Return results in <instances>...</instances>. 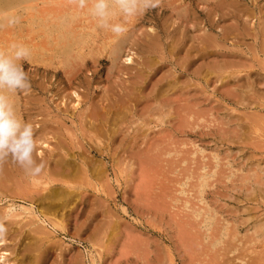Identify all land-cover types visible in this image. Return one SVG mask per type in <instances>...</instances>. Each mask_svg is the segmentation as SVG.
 I'll list each match as a JSON object with an SVG mask.
<instances>
[{
  "label": "rangeland",
  "instance_id": "374dc122",
  "mask_svg": "<svg viewBox=\"0 0 264 264\" xmlns=\"http://www.w3.org/2000/svg\"><path fill=\"white\" fill-rule=\"evenodd\" d=\"M25 2L26 5L24 4ZM56 2H59L61 6H58ZM64 2L66 3L65 6H63ZM73 4L75 5L73 0H0V12L10 11L19 18L18 22L12 26H8L6 20L0 19V50H6L10 43L15 42L24 44L32 52L27 61H21L23 70L28 75L30 88L27 91H16L8 95L9 97L14 96L16 106L20 109V113H23V121L32 124L33 135L38 140L35 155L42 151V157H47L50 153V147L46 148L42 142L53 146L56 141H60L62 144L64 143V146L74 148L75 152L81 150L80 146L83 143L85 148H88L91 143L88 141V136L90 135L87 128L84 127V116L81 114L83 112L87 114L89 111L86 110L87 107L94 105L100 108L109 105L117 107L119 104L117 106L114 104L120 103L121 98H124L126 95L125 91L133 84L131 76L135 75L137 69L140 68L138 63L141 59L139 58L138 60V57L141 54L137 52L133 56L127 51L128 46L115 67L111 65L107 57H104L105 55H97L96 50L101 46L100 40L104 33L98 31L99 28H96L95 20L88 14L86 9H78L76 5L73 7ZM182 6L186 7V10H183ZM177 7L178 9L180 8L179 11ZM64 15H68L69 20L71 19V27L74 26L76 32L80 30V26L95 25V27L92 26L94 32L92 31L91 39L88 40L83 50L84 53H88L89 50L94 49L92 56L84 55L80 58L74 54V51L77 50L75 49L71 51L73 53H71L70 59H66L64 47L60 46L57 40V30L50 24L54 22L55 16L60 18L63 16L62 18H65ZM182 15L183 17H181ZM137 19H139V22L134 25L137 30L149 32L151 27L154 30L153 33L156 31L161 36V43L158 46L159 50L155 48V53L150 56L153 64H156L152 67L156 68L152 72V74H155V78L166 76L170 80V76L173 73L171 61L173 62L174 58L169 61V49L170 43L175 37L182 38L187 48L194 46L192 52L197 49L199 43L205 39V36L210 39L212 37V40L217 38L218 47L214 52H216L217 63L220 66L219 70L228 71V73H220V71L219 73L223 76H226V74L231 76L236 70L240 75L237 74L239 76L235 78L236 81L232 80L231 76L228 79L229 82L223 81L221 83V81H217V84L212 83L214 79H210L206 83L204 81L199 82L194 78H192L194 79L192 83H189L187 80L191 76L177 72L178 75H181L180 82L183 80L180 83L182 86L183 84L187 86V83L191 85L187 89L191 90L190 95L194 96L195 99L192 100L197 101L201 108L199 109L198 107V110L200 111L199 115L203 117V123L200 122L199 127L182 129L177 125L176 121L167 116H163L164 123L150 118L151 124L147 125L150 129H143L136 135L134 131L137 129V124L133 123V126L128 123L124 124L125 126L122 125V129L125 132L123 144L117 141L111 146L109 156L104 159L107 174L111 178V181H109L111 187L109 186L108 188L112 194L109 195L106 203L102 202V199L97 200L94 198L96 205L92 210H90L88 203L78 206L67 227V232H59L55 238L60 241L61 250H57L50 257L49 264H67L71 256H76L75 258L79 262L81 261L82 264H90L92 262L90 256H93L95 264H264V64L262 62L264 61V0H159L156 7L138 16ZM76 26L79 27L77 28ZM234 26L236 27L233 28ZM62 29L63 26L60 28V33L65 31ZM90 30L87 29V31ZM96 32L98 33L97 36L95 35ZM136 33L141 34L139 31H136ZM65 35L69 36L68 33ZM255 35L258 36L256 37ZM140 37L143 38V36ZM253 37L255 38L253 39ZM70 44L68 43V47L65 48L68 49ZM88 46L91 47L88 48ZM131 50L135 51V47ZM130 54L133 59L131 63L125 60L127 55ZM77 63L80 65L76 66ZM247 72L250 75V79L246 76ZM151 78L154 79V76L152 75ZM235 82L237 85H235ZM193 85H196L195 89ZM250 86L252 87L250 88ZM149 89L150 85L147 84V91ZM238 90H243V93ZM74 91L84 99L79 106L74 103L76 100V96L73 94ZM124 99L126 100V97ZM132 102L135 103V101ZM127 105L130 104L126 103ZM75 107L77 108L75 109ZM165 109L167 108L163 110ZM164 114H167V110ZM246 118L249 120H246ZM127 126L130 129H126ZM255 129L257 130L255 131ZM228 130L229 132L227 133ZM77 138H79L80 142ZM149 144L155 148L154 151L156 153L161 154L159 160L157 159L159 169H156V176L153 175L156 179L154 178V181L150 179L152 183L148 181L150 175L147 176L145 172H140V168L134 158L137 157V153L143 152L150 147ZM92 155L99 159L94 152ZM42 157L38 158L42 159ZM113 158L115 159L113 160ZM9 164L10 168L14 169L15 166L18 169L20 168L12 162ZM201 164L206 166L204 170L216 172L214 177L212 176L208 179V186L205 187V193H203L207 210L210 212L211 209V214H214L213 217L218 220L217 222L213 220L214 223L212 222V224L214 225L211 224L212 226L197 224L196 220L191 218L189 210L184 207V195L175 192L180 188L178 185L179 179L182 180L183 177L188 176L191 172L195 174L199 172L198 169L202 166ZM133 167L134 169H132ZM123 168L125 170H122ZM189 170L192 171L189 172ZM153 177L151 175L150 178ZM117 179L119 180V185L115 181ZM253 188L255 189L252 190ZM92 192L90 190V193ZM93 194L95 192L90 194L91 200L93 199ZM162 194H165V196H162ZM166 194L169 195L166 196ZM112 197L115 199H111ZM184 198L187 199L185 196ZM164 199H167L168 204ZM192 199L189 204L196 203L195 206L199 207L197 205L198 201ZM10 200L9 197L3 200L2 203L0 202V207L11 204L12 200ZM14 204L17 205L16 211H19L18 205H25L26 203L17 199L14 200ZM243 209L245 210L243 211ZM89 213L97 215V218L94 220L89 219ZM102 215L104 217H101ZM114 222L118 223L120 230L113 225ZM219 229H221V233L217 234ZM76 230L81 231L82 235L80 237L75 236ZM91 232L94 233V236L91 235ZM209 234L213 235L210 237ZM98 235H102V238L100 237L99 239ZM209 241L210 243H208ZM60 254L61 257L59 256ZM232 259L234 260L232 261Z\"/></svg>",
  "mask_w": 264,
  "mask_h": 264
},
{
  "label": "bare ground",
  "instance_id": "6f19581e",
  "mask_svg": "<svg viewBox=\"0 0 264 264\" xmlns=\"http://www.w3.org/2000/svg\"><path fill=\"white\" fill-rule=\"evenodd\" d=\"M200 1V0H199ZM54 2V1H53ZM62 2V1H61ZM207 3V2H206ZM238 3V2H237ZM26 5V2L24 3ZM58 6H61L59 2H56ZM62 4V3H61ZM70 4V3H69ZM173 4V3H171ZM209 4V2H208ZM66 3L64 2L65 6ZM178 6V5H177ZM184 6V5H183ZM183 10H186V7ZM188 6V5H187ZM72 7V5H70ZM73 7L75 5L73 4ZM214 7V6H213ZM176 8V7H175ZM181 8V10H182ZM48 9V8H47ZM65 9H67L65 7ZM178 9V7H177ZM180 9V8H179ZM178 9V11H179ZM213 9V8H212ZM217 9V8H216ZM239 9V8H238ZM57 10V8H56ZM74 10V8H73ZM246 10V9H245ZM14 12V10H12ZM51 11V10H50ZM58 11V10H57ZM228 11V10H227ZM238 11V10H236ZM240 11V10H239ZM48 12V11H47ZM181 12V11H180ZM209 12V11H208ZM231 12V11H230ZM51 13V12H50ZM185 13V11H184ZM241 13V12H240ZM14 14V13H13ZM48 14V13H47ZM55 14V13H54ZM59 14V11H58ZM86 14V13H85ZM234 14V13H233ZM52 15V14H51ZM179 15V13H178ZM185 15V14H184ZM244 15V14H243ZM29 16V15H28ZM32 16V15H31ZM44 16V15H43ZM60 16V15H59ZM65 18H60L55 16L54 22L50 23L58 33L57 40L60 46L64 47V55L66 59H70L71 51H74L78 57H83L84 55L92 56L93 51L89 50L88 53H84V49L88 40L91 39V34L93 27L95 25H85V26H76L79 27L80 30L76 32L74 26L71 27V19L69 20L68 15H64ZM85 16V15H84ZM233 16V15H230ZM37 17V16H36ZM47 17V16H46ZM138 17V16H137ZM137 17L131 18L128 21L127 31L120 36H115L109 31L99 29L102 34L100 40V48L96 50L97 55H105L107 57L111 65L113 67L116 66L118 60L121 58L124 53L126 47L128 46V52H130L133 56L137 52L141 54V61L138 63L140 68L137 69L135 75L131 76L132 86L127 88L126 100L122 97L120 103L117 102L114 105H118L117 107L109 106H91L87 107L86 110H89L87 114H85L82 110V114L84 116V127L87 128L89 132L88 141L91 142L88 148H85L84 143L81 145L79 143L80 149H84L83 151L78 150L79 152H75L74 148H69L64 146L60 141H56L53 146L42 142L45 144L46 148L50 147V153L47 157H42V151H39L38 154L35 155V159L37 161L43 160L45 162V169L41 174L35 177L28 176L21 168L18 167L10 168L9 163L5 162L0 164V202L6 200L10 197L12 200L11 204L1 206L0 207V219H3V222L6 225L7 232L5 237L0 240V263L1 264H49V259L57 250H61V246L59 245L60 241H57L55 238L58 233L67 232V227L73 218V214L77 211L78 206L84 203H88L90 210L95 208L96 202L95 199L100 200L102 202H107V198H109L110 193L109 190V181L111 178L109 174H107V167L104 163V159L109 156L111 151V146L114 145L117 141L120 144H123V140L125 138V132L122 129V125L130 124L133 126V123L137 124V129L134 131L135 135L139 131L146 129L149 130V126L151 124L150 118H154L157 122L164 123V117L172 118L173 121L177 122L182 129L183 128H195L199 127L200 122H202L203 117L199 115L200 106L197 101H194V96L190 95L191 90L188 89L191 85L184 86L186 84H180L181 75H178L179 71L181 74H186V76H191L187 81L192 83V80L204 81L208 82L214 79V82L223 81L229 82V78L232 76V80L236 81V77L240 74L239 72L233 73L231 76L226 74V76L221 75L223 72L219 70V64L216 59L217 49V38L212 40L208 37L203 39L199 43L194 52H192V48L194 46L186 47V43L182 38L175 37L173 41L170 43V59L174 58L173 62L171 61V66L173 73L170 76V80L166 76H159L155 78V74H152L153 70L156 68H152L156 64L152 62L150 59L151 54L155 53V48H158L161 43V36L153 33V28L150 27V31L147 32L145 30H137L134 25L139 22ZM180 17V15H179ZM183 17V15L181 16ZM242 17V16H241ZM254 17V16H253ZM42 18V17H41ZM40 18V20H41ZM44 18V17H43ZM50 18V17H49ZM84 18V17H83ZM82 18V19H83ZM228 18V17H226ZM235 18V17H234ZM243 18V17H242ZM19 19V18H18ZM87 19H89L87 17ZM255 19V18H254ZM91 20V19H90ZM187 20V19H186ZM262 21V20H261ZM2 22V20H1ZM5 22V21H4ZM75 22V21H74ZM87 22V21H86ZM211 22V21H210ZM253 22V21H251ZM263 22V21H262ZM261 22V23H262ZM49 23V22H47ZM264 23V22H263ZM46 24V22H45ZM141 24V23H140ZM197 24V23H196ZM238 24V23H236ZM247 24V23H246ZM253 24V23H252ZM259 24V23H258ZM77 25V24H76ZM171 25V24H170ZM169 25V26H170ZM239 25V24H238ZM263 25V24H262ZM1 26V25H0ZM40 26V25H39ZM42 26V25H41ZM48 26V25H47ZM63 26L62 30L64 32L60 33V28ZM205 26V25H204ZM237 26V25H236ZM234 26L233 28H235ZM254 26V25H252ZM46 27V26H44ZM51 27V26H50ZM92 28V29H91ZM97 28V27H96ZM179 28V27H178ZM260 28V27H259ZM86 29V30H85ZM90 30V31H87ZM166 29V28H165ZM182 29V28H181ZM199 29V27H198ZM197 29V30H198ZM241 29V28H240ZM180 30V29H179ZM239 30V28H238ZM245 30V29H244ZM262 30V29H261ZM45 31V30H44ZM43 31V32H44ZM97 31V29H96ZM136 31L141 32V34H137ZM181 31V30H180ZM12 32V31H11ZM19 32V31H18ZM238 32V31H237ZM252 32V31H251ZM254 32V31H253ZM41 33V32H40ZM66 33L69 34V38ZM208 33V32H207ZM246 33V32H245ZM96 32V36H97ZM100 34V33H99ZM186 34V33H185ZM247 34V33H246ZM255 34V32H254ZM259 34V33H258ZM20 35V34H19ZM57 35V34H56ZM139 35V36H138ZM187 35V34H186ZM241 35V34H240ZM239 35V36H240ZM32 36V35H31ZM140 36H143L140 37ZM189 36V35H188ZM256 36V35H255ZM258 36V35H257ZM256 36V37H257ZM44 37V36H43ZM157 39H156V38ZM201 37V36H200ZM242 37V36H241ZM45 38V37H44ZM255 37H253L254 39ZM197 39V38H196ZM233 40V39H232ZM264 40V39H263ZM31 41V40H30ZM56 41V40H55ZM194 41H196L194 39ZM258 41V40H257ZM57 43V44H58ZM68 43L70 47H68ZM255 44V43H254ZM58 45V46H59ZM235 45V44H234ZM36 46V45H35ZM45 46V45H44ZM94 46V45H93ZM98 46V45H97ZM42 47V46H41ZM46 47V46H45ZM91 46H88L90 48ZM96 47V46H95ZM135 47V51L131 50ZM225 47V46H224ZM43 48V47H42ZM163 48V47H162ZM165 48V47H164ZM226 48V47H225ZM47 49V48H46ZM224 49V48H223ZM228 49V48H227ZM2 50V49H1ZM159 50V48H158ZM70 51V53H69ZM233 51V50H232ZM240 51V50H239ZM249 51V50H248ZM35 52V50H34ZM32 53V52H30ZM240 53V52H239ZM247 53V52H246ZM127 55L125 59L127 62H133L132 56ZM261 54V53H260ZM167 55V54H166ZM262 55V54H261ZM139 56V55H138ZM232 56V55H231ZM48 57V56H47ZM63 57V58H65ZM44 58V57H43ZM75 58V57H74ZM93 58H95L93 56ZM233 58V57H232ZM246 58V57H245ZM257 58V57H255ZM261 58V57H260ZM51 59V58H49ZM259 59V58H258ZM67 60V61H68ZM75 60V59H74ZM98 60V59H97ZM164 60V59H163ZM231 60V59H230ZM30 61V60H29ZM38 61V60H37ZM56 61V60H55ZM96 61V60H94ZM234 61V58H233ZM247 62V60H245ZM98 62V61H97ZM96 62V63H97ZM161 62V61H160ZM219 62V61H218ZM221 62V61H220ZM264 64V61H262ZM73 63V62H72ZM76 63V62H75ZM86 63V62H85ZM239 63V62H238ZM249 63V62H247ZM79 63L76 64V66ZM98 64V63H97ZM96 64V65H97ZM234 64V63H233ZM246 64V63H245ZM66 65V64H65ZM75 66V64H73ZM80 65V64H79ZM84 65V64H83ZM252 66V65H251ZM251 66H249L251 68ZM194 67V69H192ZM232 67V66H231ZM248 67V68H249ZM79 68V67H78ZM235 68V67H234ZM247 68V69H248ZM221 69V68H220ZM232 69V68H231ZM66 70V69H64ZM240 70V69H238ZM237 70V71H238ZM72 71V70H71ZM114 71V70H113ZM220 71V73H219ZM225 71V68H224ZM231 71V70H230ZM233 71V69H232ZM241 71V70H240ZM122 72V71H121ZM252 72V71H251ZM69 73V72H67ZM163 73V72H162ZM223 73H228L223 72ZM241 73V72H240ZM74 74V73H73ZM239 74V75H237ZM252 74V73H251ZM154 76V79L151 76ZM166 75V74H165ZM246 75V74H245ZM256 75V74H255ZM253 75V76H255ZM258 75V74H257ZM125 76V75H124ZM247 77L250 79V75L247 72ZM74 77V75H73ZM246 77V78H247ZM258 77V76H257ZM194 78V79H192ZM245 78V77H244ZM253 79V77H251ZM168 79V80H167ZM243 79V78H240ZM125 80V79H124ZM254 80V79H253ZM239 81V80H238ZM237 81V82H238ZM127 82V80H126ZM148 82V83H147ZM198 82V83H199ZM232 82V81H231ZM242 82V81H241ZM240 82V83H241ZM194 83V82H193ZM211 83V84H212ZM239 83V84H240ZM147 84L150 85V89L147 91ZM195 84V83H194ZM200 84V83H199ZM217 84V83H216ZM249 84V83H247ZM256 84V83H255ZM223 85V84H222ZM226 85V84H224ZM228 85V83H227ZM234 85V84H233ZM235 85L237 83L235 82ZM234 85V86H235ZM127 86V85H126ZM194 86V85H193ZM192 86V87H193ZM199 86V85H198ZM231 86V85H230ZM246 86V85H245ZM244 86V88H245ZM77 87V86H76ZM229 87V86H228ZM252 86H250L251 88ZM188 88V89H187ZM196 85L194 86V89ZM202 88V86H201ZM248 88V87H247ZM192 89V88H191ZM193 89V90H194ZM238 89V88H237ZM240 89V87H239ZM243 89V87H242ZM205 90V88H204ZM226 90V89H225ZM236 90V89H235ZM108 91V90H107ZM239 92H242L238 90ZM246 91V90H245ZM252 91V90H251ZM124 92V93H125ZM257 92V91H256ZM243 93V92H242ZM247 93V92H246ZM76 96L77 106L84 101L80 94L73 92ZM239 94V93H238ZM252 94V93H251ZM258 94V93H257ZM260 94V93H259ZM112 95V94H111ZM122 95V94H121ZM195 95V94H194ZM74 96V97H75ZM197 96V95H196ZM253 96V95H252ZM235 97V96H234ZM238 97V96H236ZM20 98V97H19ZM25 98V97H24ZM32 98V97H31ZM30 98V99H31ZM36 98V96H35ZM33 98V99H35ZM251 98V97H250ZM12 103L15 106L16 113L18 117L22 119V115L20 113V109L16 106V102L14 96H10ZM23 99V98H22ZM29 99V98H28ZM27 99V101H28ZM29 99V100H30ZM37 99V98H36ZM40 99V98H38ZM194 99V100H192ZM247 99V98H246ZM245 99V100H246ZM32 100V99H31ZM125 100V101H123ZM262 100V99H261ZM26 101V102H27ZM38 101V100H37ZM132 101H135L132 102ZM237 101V100H236ZM252 101V100H251ZM30 102V101H28ZM132 102V104H131ZM201 102V101H200ZM126 103L130 105L126 106ZM134 103V104H133ZM182 103V104H180ZM21 104V103H20ZM37 104V103H36ZM96 104V103H95ZM220 104V103H219ZM23 105V104H22ZM21 105V106H22ZM87 105V104H86ZM243 105V104H242ZM25 106V105H24ZM88 106V105H87ZM202 107V106H201ZM23 108V107H22ZM27 108V107H26ZM25 108V109H26ZM30 108V107H29ZM32 108V107H31ZM77 107H75L76 109ZM164 108H167L163 110ZM167 110V114L166 113ZM67 111V110H66ZM229 111V110H228ZM23 112V111H22ZM26 112V110H25ZM41 112V111H40ZM68 112V111H67ZM235 112V111H234ZM30 113V112H29ZM46 113V111H45ZM44 113V114H45ZM61 113V112H60ZM203 113V112H202ZM28 114V113H27ZM206 114V113H205ZM32 115V114H31ZM38 115V114H37ZM41 115V114H40ZM47 115V114H46ZM45 115V117H46ZM73 115V114H72ZM250 115V114H249ZM29 116V115H28ZM27 116V117H28ZM257 116V115H256ZM35 117V116H34ZM132 121H130L131 119ZM36 119V118H35ZM248 118H246L247 120ZM51 120V119H50ZM53 120V119H52ZM249 120V119H248ZM42 121V120H41ZM169 121V120H168ZM214 121V120H213ZM251 121V120H250ZM40 122V121H39ZM153 122V121H152ZM170 122V121H169ZM49 123V122H48ZM72 123V122H71ZM206 123V122H205ZM238 123V122H237ZM47 124V123H46ZM53 124V123H51ZM63 124V123H62ZM45 125V124H44ZM206 125V124H205ZM221 125V124H220ZM65 126V125H64ZM125 126V125H124ZM134 126V127H135ZM204 126V125H203ZM210 126V125H208ZM46 127V126H45ZM147 127V128H145ZM221 127V126H220ZM239 127V126H238ZM61 128V127H60ZM155 128V127H154ZM160 128V127H159ZM41 129V128H40ZM47 129V128H46ZM67 129V128H66ZM126 129H130L129 126ZM261 129V128H260ZM259 129V130H260ZM55 130V129H54ZM84 130V129H83ZM145 130V131H146ZM186 130V129H185ZM257 129H255L256 131ZM41 131V130H40ZM183 131V130H181ZM203 131V130H202ZM58 132V131H57ZM74 132V131H73ZM162 132V131H161ZM191 132V131H190ZM189 132V133H190ZM229 130L227 131V133ZM253 132V131H252ZM261 132V131H259ZM258 132V133H259ZM264 132V131H263ZM50 133V132H49ZM53 133V132H52ZM82 133V132H80ZM143 133V132H142ZM167 133V132H166ZM51 134V133H50ZM56 134V133H55ZM61 134V133H60ZM76 134V133H74ZM129 134V133H128ZM197 134V133H196ZM256 134V133H255ZM254 134V135H255ZM54 135V134H53ZM134 135V134H133ZM206 135V134H205ZM257 135V134H256ZM255 135V136H256ZM59 136V135H58ZM61 136V135H60ZM72 136V135H71ZM122 136V137H121ZM129 136V135H128ZM156 136V135H155ZM163 136V135H162ZM167 136V135H165ZM164 136V137H165ZM193 136V135H192ZM262 136V135H261ZM75 137V136H74ZM259 137V136H258ZM37 138V137H36ZM147 138V136H146ZM186 138V137H185ZM240 138V137H239ZM45 139V138H44ZM57 139V138H56ZM75 139V138H73ZM79 141V138H77ZM118 139V140H117ZM142 139V138H141ZM150 139V138H149ZM153 139V138H152ZM203 139V138H202ZM257 139V138H256ZM134 140V139H133ZM154 140V139H153ZM169 140V139H167ZM166 140V141H167ZM196 140V139H195ZM201 140V139H200ZM85 141V140H84ZM232 141V140H231ZM80 142V141H79ZM188 142V141H187ZM217 142V141H216ZM260 142V141H259ZM40 143V142H39ZM66 143V141H65ZM78 143V142H77ZM155 143V142H154ZM159 143V142H158ZM136 144V143H135ZM142 144V143H141ZM146 144V143H145ZM73 145V144H72ZM150 147L143 148L145 151L140 152L138 150L136 163L140 168V172H145V174L155 175L156 169L158 168L157 162L159 160V156L161 154L156 153L154 151L155 148L151 144ZM88 146V145H87ZM144 146V145H143ZM152 146V147H151ZM155 146V145H154ZM203 146V145H202ZM83 147V148H82ZM131 147V146H130ZM137 147V146H136ZM139 147V146H138ZM156 147V146H155ZM191 147V146H190ZM66 148V150H65ZM77 149H79L76 146ZM135 148V147H134ZM179 148V147H178ZM41 149V147H40ZM43 149V148H42ZM177 149V148H176ZM187 149V148H186ZM132 150V148H131ZM183 150V149H182ZM198 150V149H197ZM36 151V150H35ZM44 151V149H43ZM61 151V152H58ZM63 151V152H62ZM135 151V149H134ZM160 151V150H159ZM164 151V150H163ZM162 151V152H163ZM172 151V150H171ZM177 151V150H176ZM45 152V151H44ZM93 152L98 155L99 159L95 158ZM133 152V151H132ZM131 152V153H132ZM184 152V151H183ZM46 153V152H45ZM47 154V153H46ZM122 154V152H121ZM91 155V156H90ZM164 155V153H163ZM115 156V155H114ZM130 156V155H129ZM180 156V155H179ZM178 156V157H179ZM42 157V159L39 158ZM223 157V156H222ZM133 158V157H132ZM221 158V157H220ZM240 158V157H239ZM249 158V157H248ZM115 158H113L114 160ZM120 159V158H119ZM158 159V160H157ZM164 159V158H163ZM172 159V158H171ZM177 159V158H176ZM175 159V161H176ZM188 159V158H187ZM231 159V158H230ZM112 160V158H111ZM189 160V159H188ZM194 160V159H193ZM208 160V159H207ZM121 161V160H120ZM162 161V160H161ZM169 161V160H168ZM174 161V163H175ZM117 162V161H115ZM124 162V161H123ZM122 162V163H123ZM133 162V160H132ZM187 162V161H186ZM189 162V161H188ZM121 163V164H122ZM171 163V162H170ZM173 163V162H172ZM178 163V162H177ZM118 164V162H117ZM236 164V163H235ZM123 165V164H122ZM121 165V166H122ZM175 165V164H174ZM202 165V164H201ZM13 166V165H12ZM183 166V165H182ZM213 166V165H212ZM174 167V166H173ZM172 167V168H173ZM176 167V166H175ZM187 167V166H186ZM193 167V166H192ZM252 167V166H251ZM182 168V167H181ZM185 168V167H184ZM188 168V167H187ZM221 168V167H220ZM226 168V167H225ZM134 169V167L132 168ZM136 169V168H135ZM159 169V168H158ZM198 169V167H197ZM206 166L203 164L199 167L196 174L189 170V175L183 177L182 180L179 179L178 185L180 186L175 192H178L183 196L184 207L189 210L191 218L195 219L197 224L203 226H209L212 224L213 220H216L210 212L207 210V204L204 201L203 193H205V187L208 186V179L212 176L214 177L216 172H210L204 170ZM227 169V168H226ZM238 169V168H237ZM113 170V169H112ZM122 170H125L124 168ZM130 170V169H128ZM196 170V169H195ZM216 170V169H215ZM263 171V170H262ZM125 172V171H124ZM140 172H138L140 174ZM167 172V171H166ZM171 172V171H170ZM181 172V171H180ZM195 172V171H194ZM219 172V171H217ZM127 173V172H126ZM169 173V172H168ZM226 173V172H225ZM114 174V173H113ZM121 174V170H120ZM123 174V173H122ZM129 174V173H128ZM138 174V175H139ZM143 174V173H142ZM162 174V173H161ZM166 174V173H165ZM164 174V175H165ZM185 174V173H184ZM195 174V175H194ZM223 174V173H222ZM169 175V174H168ZM221 175V174H220ZM244 175V174H243ZM143 176V175H142ZM166 176V175H165ZM222 176V175H221ZM238 176V175H237ZM245 176V175H244ZM243 176V177H244ZM149 177V182L152 183L154 178ZM158 177V176H157ZM217 177V176H216ZM239 177V176H238ZM121 178V177H120ZM224 178V177H223ZM116 179V178H115ZM148 179V178H146ZM152 179V180H150ZM172 179V178H171ZM194 181H192V180ZM236 179V178H235ZM246 179V178H245ZM139 180V179H138ZM166 180V179H164ZM191 180V181H190ZM233 180V179H232ZM119 185V180H115ZM146 181V180H145ZM161 181V180H160ZM190 181V182H189ZM212 181V180H211ZM214 181V179H213ZM243 181V180H242ZM259 181V180H258ZM174 182V181H173ZM218 182V180H217ZM220 182V180H219ZM231 182V181H230ZM260 182V181H259ZM112 183V182H111ZM149 183V185H150ZM171 183V182H170ZM223 183V182H222ZM239 183V182H238ZM211 184V183H210ZM232 184V183H231ZM262 184V182H261ZM147 185V184H146ZM175 185V184H174ZM219 185V184H218ZM236 185V184H235ZM137 186V185H136ZM152 186V185H151ZM262 186V185H261ZM111 187V186H110ZM171 187V186H170ZM173 187V186H172ZM219 187V186H218ZM232 188V187H231ZM263 188V187H262ZM114 189V188H113ZM172 189V188H171ZM253 188L252 190H254ZM90 190L95 192L92 195L93 199L91 200ZM134 190V189H133ZM169 190V189H168ZM148 191V190H147ZM165 191V189H164ZM135 192V191H134ZM149 192V191H148ZM147 192V193H148ZM115 193V191H114ZM146 193V194H147ZM150 193V192H149ZM160 193V192H159ZM158 193V194H159ZM170 193V192H169ZM210 193V192H209ZM261 193V192H260ZM135 194V193H134ZM152 194V193H150ZM169 194H166L168 196ZM148 196V195H147ZM151 196V195H150ZM155 196V195H154ZM165 196V194H162ZM173 196V195H172ZM140 197V196H139ZM170 197V196H169ZM181 197V196H180ZM218 197V196H217ZM245 197V196H243ZM95 198V199H94ZM152 198V197H151ZM193 198V199H192ZM255 198V197H254ZM259 198V197H258ZM21 200L28 205H18L19 211H16L17 205L14 204V200ZM111 199H115L112 197ZM137 199V198H136ZM140 199V198H138ZM155 199V198H154ZM160 199V198H159ZM185 199V200H184ZM196 199L198 201L199 207L195 206L196 203L189 204L190 200ZM10 200V201H11ZM259 200V199H258ZM8 201V200H7ZM142 201V200H141ZM159 201V200H158ZM163 201V200H162ZM167 203V199H164ZM146 202V201H143ZM156 202V200H155ZM170 202V201H169ZM6 203V202H5ZM147 203V202H146ZM161 203V202H160ZM163 203V202H162ZM258 203V202H257ZM148 204V203H147ZM153 204V203H152ZM159 205V203L157 202ZM156 206L158 207V205ZM168 204V203H167ZM166 204V205H167ZM216 204V203H213ZM1 205V204H0ZM15 205V206H14ZM103 205V204H102ZM155 206V205H154ZM177 206V205H176ZM145 207V206H144ZM256 207V206H255ZM258 207V206H257ZM98 208V207H97ZM149 208V207H148ZM147 208V209H148ZM162 209V208H161ZM108 210V209H107ZM160 210V209H159ZM158 210V211H159ZM163 207V211H164ZM182 210V209H181ZM245 209H243L244 211ZM111 213V212H110ZM170 213V212H169ZM175 213V212H174ZM185 213V212H184ZM172 214V213H171ZM225 214V213H224ZM229 214V213H228ZM95 215V214H94ZM92 215L89 213V219L94 220L97 218V215ZM115 215V214H114ZM173 215V214H172ZM100 216V215H99ZM225 216V215H224ZM233 216V215H232ZM101 217H104L102 215ZM100 217V218H101ZM163 217V216H162ZM182 217V216H181ZM184 217V216H183ZM230 217V216H228ZM259 217V216H258ZM234 218V217H233ZM260 218V217H259ZM99 219V218H98ZM169 219V218H168ZM236 219V218H235ZM245 219V217H244ZM174 220V219H173ZM180 220V219H179ZM182 220V218H181ZM188 220V219H186ZM88 221V220H87ZM102 221V219H101ZM169 221V220H168ZM175 221V220H174ZM256 221V220H255ZM184 222V221H183ZM190 222V221H189ZM193 222V221H192ZM253 222V221H252ZM87 223V222H86ZM177 223V222H176ZM214 223V222H213ZM223 223V222H222ZM221 223V224H222ZM238 223V222H237ZM262 223V222H261ZM157 224V223H156ZM217 224V223H216ZM98 225V223H97ZM109 225V224H108ZM113 225L120 228L118 223L114 222ZM154 225V224H153ZM188 225V223H187ZM190 225V224H189ZM214 225V224H212ZM211 225V226H212ZM261 225V224H260ZM111 226V225H110ZM168 227V226H167ZM218 227V226H217ZM258 227V226H257ZM104 228V227H103ZM175 228V227H174ZM180 228V227H179ZM201 228V227H200ZM211 228V227H210ZM177 229V228H176ZM187 229V228H186ZM195 229V228H194ZM260 229V228H259ZM98 230V229H97ZM115 231V229H113ZM120 230V229H119ZM86 231V230H85ZM95 230H93L94 232ZM102 231V230H101ZM104 231V230H103ZM111 231V232H114ZM214 231V230H213ZM221 229L218 230L217 234H220ZM183 232V231H182ZM188 232V231H187ZM215 232V231H214ZM96 233V231H95ZM107 233V232H106ZM175 233V232H174ZM191 233V232H189ZM201 233V232H200ZM237 233V232H236ZM87 234V233H86ZM99 234V233H98ZM234 234V233H233ZM252 234V233H251ZM77 235V236H76ZM82 235L80 230L75 231V236L80 237ZM91 235L94 236V233L91 232ZM104 235V233H103ZM119 235V234H118ZM210 235V234H209ZM213 235V234H212ZM210 235V237L212 236ZM228 235V234H227ZM90 236V235H88ZM91 236V237H92ZM102 236V235H101ZM98 235V238L100 237ZM163 236V235H162ZM178 236V235H177ZM217 236V235H216ZM234 236V235H233ZM262 236V235H261ZM75 237V238H76ZM90 237V238H91ZM108 237V236H107ZM119 237V236H118ZM231 237V236H230ZM238 237V236H237ZM68 238V237H67ZM102 238V237H101ZM195 238V237H194ZM217 238V237H216ZM73 239V238H72ZM93 239V238H91ZM105 239V238H104ZM137 239V238H136ZM198 239V238H197ZM231 239V238H228ZM130 240V238H129ZM127 240V241H129ZM182 240V239H181ZM211 240V239H210ZM261 240V238H260ZM123 241V240H122ZM133 241V240H132ZM187 241V240H186ZM195 241V240H194ZM217 241V240H216ZM231 241V240H230ZM240 241V240H239ZM102 242V240H101ZM196 242V241H195ZM110 243V242H108ZM112 243V242H111ZM121 243V242H120ZM138 243V242H137ZM173 243V242H172ZM180 243V242H179ZM182 243V242H181ZM200 243V242H199ZM210 243V241L208 242ZM107 244V243H106ZM105 244V245H106ZM109 245V244H108ZM111 245V244H110ZM232 245V244H231ZM136 246V245H135ZM201 246V244H200ZM192 248V247H191ZM189 248V249H191ZM195 248V247H194ZM209 249V248H208ZM220 249V248H219ZM227 249V248H225ZM249 249V248H247ZM258 249V248H257ZM126 250V249H125ZM195 250V249H194ZM229 250V249H228ZM231 250V249H230ZM233 250V249H232ZM168 251V250H167ZM189 251V250H188ZM199 252V251H198ZM247 252V251H246ZM172 253V252H171ZM200 253V252H199ZM198 253V254H199ZM241 253V252H239ZM255 253V252H254ZM188 254V253H187ZM225 254V253H224ZM250 254V253H249ZM261 254V252H260ZM212 255V254H211ZM215 255V254H214ZM263 255V254H261ZM55 256V255H54ZM61 257V254L59 255ZM160 256V255H159ZM198 256V255H197ZM210 256V255H209ZM222 256V255H220ZM260 256V255H259ZM258 256V257H259ZM76 257V256H75ZM73 256L69 257L70 260L67 264H82V262ZM98 257V256H97ZM205 257V256H203ZM227 257V256H226ZM247 257V255H246ZM142 258V257H141ZM221 258V257H220ZM235 258V257H234ZM244 258V257H243ZM92 262L90 264H95L93 261V256H90ZM102 259V258H101ZM114 259V258H113ZM121 259V257H120ZM161 259V258H160ZM201 259V258H200ZM228 259V258H227ZM230 259V258H229ZM241 259V258H240ZM56 260V259H55ZM162 260V259H161ZM206 260V259H205ZM204 260V261H205ZM220 260V259H219ZM234 259H232L233 261ZM197 261V259H196ZM228 261V260H227ZM257 261V260H256ZM58 262V261H57ZM60 262V261H59ZM174 262V261H173ZM202 262V260H201ZM230 262V261H229ZM228 262V263H229ZM98 263V262H97ZM194 263V262H193ZM221 263V262H220ZM238 263V262H237ZM260 263V262H259ZM263 263V262H262ZM53 264V263H51ZM85 264V263H84ZM199 264V263H198ZM215 264V263H214ZM231 264V263H230ZM236 264V263H235ZM257 264V263H256Z\"/></svg>",
  "mask_w": 264,
  "mask_h": 264
},
{
  "label": "clouds",
  "instance_id": "9594fccd",
  "mask_svg": "<svg viewBox=\"0 0 264 264\" xmlns=\"http://www.w3.org/2000/svg\"><path fill=\"white\" fill-rule=\"evenodd\" d=\"M78 9H86L95 20L96 27L120 36L127 31L131 18L143 15L154 8L159 0H73ZM0 19L8 26L18 22L10 11L0 12ZM30 50L22 43H10L6 50H0V164L12 162L28 176L35 177L45 169L43 160L35 157L37 138L29 122L21 120L9 93L27 91L30 81L21 61H27ZM7 232L0 219V240Z\"/></svg>",
  "mask_w": 264,
  "mask_h": 264
}]
</instances>
